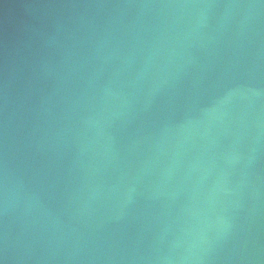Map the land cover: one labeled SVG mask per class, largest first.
<instances>
[{"label":"water","instance_id":"water-1","mask_svg":"<svg viewBox=\"0 0 264 264\" xmlns=\"http://www.w3.org/2000/svg\"><path fill=\"white\" fill-rule=\"evenodd\" d=\"M0 264H264V0H0Z\"/></svg>","mask_w":264,"mask_h":264}]
</instances>
